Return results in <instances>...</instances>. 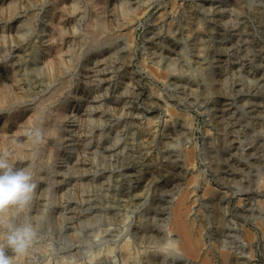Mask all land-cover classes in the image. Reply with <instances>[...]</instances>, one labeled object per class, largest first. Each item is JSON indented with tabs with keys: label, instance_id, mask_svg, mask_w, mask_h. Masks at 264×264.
<instances>
[{
	"label": "bare ground",
	"instance_id": "1",
	"mask_svg": "<svg viewBox=\"0 0 264 264\" xmlns=\"http://www.w3.org/2000/svg\"><path fill=\"white\" fill-rule=\"evenodd\" d=\"M141 1L144 2L143 5L146 7V9H148V7L150 9V5H151L152 0H0V60L1 59L6 60L11 55H13L12 51L10 50L9 47L13 46V44H15V46L17 47V50L14 52L16 54H15V56H13L12 66L13 65L16 66L17 63H19L18 65L28 64V66H29V63H30V67L34 66L33 68H31V69H33V72H34L35 66H37V65L40 66L39 64L42 63V65L40 66L42 77L40 76L41 74H39V72H37V73L41 78L37 77V79H36V77L34 78V76H33L34 81H35V82L34 81L33 82H34V84L36 83V85H37L35 91L41 90V88H44V90L47 91V88H50L54 82L55 83L57 82V80L59 81V78L66 76L65 74H67V73L71 74L72 71H74V70H75V72L77 71V73L75 75L74 74L72 75L73 77L69 76L70 79L67 78V81L64 80L63 84H61L62 86H60L61 88L58 87L60 89L57 88V90L54 93H52L50 96L44 97L43 102L36 105V102L40 101V100H37L35 102V106L32 105V108L31 109L29 108L30 110H27L28 108L24 109L25 107H23V106H25V104L28 105L27 103H29L30 101L33 102L36 95H39V94L41 95V91H37V92H35L33 90L28 91V89L23 87L24 86L23 84H22L23 86H21L20 85L21 83H20L19 85H17V87L15 84L14 93L12 94V92L10 91V86L8 84L7 69L5 68L6 63L4 65L0 66V112H2L4 110L8 111L4 117L3 123L0 124V155H2L5 152H10L11 153L10 162L14 165L16 160H21L19 168H27V169H29V168L27 167V165H25L24 162L26 160L32 161L35 158V156L39 152H42L43 150L49 151L51 158L55 157V158L63 159L66 162H69L70 159H72V155L74 154L73 151L75 150V147L74 146L71 147V145H69L70 147H65L64 150H62V148L60 146L75 140L73 138L71 132L68 129V127H70L69 124L71 122H75V119L79 115V113L75 114V112L77 111V109L80 106H82L83 98L88 99V100L90 98L88 93L85 94L84 91H83V93H77V90L81 86L84 89H86V91L88 89L90 90L92 83H96L99 86V88L101 89L100 91H101L102 95L100 94V95L92 96L93 99L91 98L92 100L89 103V108H90L89 112L92 111L91 112V114H92L94 112V110H96V112L99 110L97 112V114L95 113V115H98V117H96V118H97V120L99 119L98 121L100 123H103L106 120V117L110 118L111 115L117 116L118 117L117 120H119L117 125L115 124V126H110L111 129L109 130L108 133H107V131H102L103 129L101 130L100 133L98 132V134H96L95 130H92V129L89 130V132L93 133V135L95 137L97 136V138H95V144L93 142L94 146L90 147L91 151H89L91 154L90 156H93V158H94L93 161L95 159L99 158L101 161H103L105 163H109V166H110V164L113 166L114 171L112 170L111 175L110 176L108 175L109 176L108 180H105L106 182H108L107 184H109V182H110V185H111V181H113V182H116V180L118 181V179H116V178H119V177L121 178L122 176L125 177L127 182L124 184H126V186H128L127 187L128 189L127 188H125V189L128 190V193H132L134 199H132V201H130V202H132L134 205L137 204V202H136L137 199H139V202H140L141 200H143V198H145L146 192H149L151 190V188L155 182H156L155 184H157V186L156 187L153 186V187H155L154 189L157 188L155 191H157L158 194L161 192L160 197H162L165 194V192H169L171 194V192H173L176 189L175 187H178V184L181 182V180H183L185 178V177H183V175H185V173H186L185 172V165L194 166L195 161L198 157V150L197 151L192 150V152H187L186 158H184V155L181 154L180 152L175 151V149L178 148L180 146L179 144L182 142L181 139H182V136H184L183 134L188 132V131L183 132L184 129L186 130L185 127L187 125H188V128H189V126L192 127L193 124L191 123V121H193V118L188 119L186 116L182 117V115H180L179 113H177L175 111H172L169 108V109H167V111L170 112L171 120H168V119L166 120V122L163 124L164 129L162 128L163 130L162 131L160 130L161 133H160V131H158L159 126L157 124V121L160 118L161 113L158 114L157 112H152L151 110L158 111L160 108L164 109V107H166V104H164L165 101H161V99L164 96L162 97V95H161L162 92H160L161 90H157V87H154L155 82H152L149 78L147 79V78L143 77V75H142L143 70L142 71H135V69H131L132 68L131 65L134 63V59L136 57L137 49L135 50L132 47L133 41H135V39L132 40L130 38L131 41H127L129 39H126L127 36H126V33H124L125 30L132 29L133 26L135 25V20L138 19L137 17L139 16V13L135 14V9H133L134 8L133 6H134V4L138 5L139 3H141ZM236 1H238V0H236ZM85 2L89 3V5L86 6ZM174 2H175V0H173L172 3H174ZM232 2H233V0H232ZM239 2L240 1H238L237 3H234L235 4L234 7H232V6L231 7L234 8V10L237 11L239 14H242L241 13L242 12V9H241L242 4H240ZM259 2H261V1H259ZM49 3H51V6L47 7V5ZM175 3L177 4V1ZM5 5H6V8H5ZM178 5L179 4H177V5L173 4L174 9L172 10V8L170 7V12L172 10V12L176 14L177 10H179ZM192 6H193V4H192ZM145 7H143V8H145ZM165 7H167V6L165 5ZM186 7H188V6H186ZM206 7H208V6H206ZM131 8H132V10L129 11ZM183 8H184V5H183ZM193 8H194V6H193ZM193 8H190V10L184 8L185 9L184 12H186V14H184L185 17L183 16L185 18V19L183 18L184 20L175 15L176 18L181 19V20L180 19L177 20L178 24L180 25V27H179L180 29L187 28V31H188V29L191 28V24H195V22H197L195 20L198 19L197 12H199V11H196ZM5 9H8L7 12L9 11L10 20H15L17 22V24H19V25H16V27L14 25V27H13L4 21L3 13L5 12ZM30 9H32V10L27 11ZM42 9L45 10L44 14H41ZM198 10H199V8H198ZM208 10L213 12V10H214L213 6H210ZM225 10H226L225 8H220L219 10H214V11H216L217 13H220V14L221 13L224 14ZM162 11L163 12L159 13L160 16H158L157 17L158 19L155 21L161 20V22H163L165 20V18L168 16L167 12L165 10H162ZM205 11H202V12H205ZM229 11L231 12V10H229ZM27 12H29V14L30 13H32V14L29 15L28 19H25V13H27ZM143 12H142V14H143ZM147 12H148V10H147ZM202 12H200V13H202ZM209 14H211V13H209ZM239 14H237V15L239 16ZM244 14H245V12L242 15L244 16ZM205 15H207L206 12H205ZM46 18H48L47 21H45ZM200 18L201 17H199V19ZM211 18L214 19V17H211ZM201 19L203 20V18H201ZM216 19H217V17H216ZM241 19H243V17ZM41 20H43V23H41L42 26L40 27V29H41L40 32L38 31L39 32L38 35H36L33 38L27 37V33H30L29 32L30 27L33 28V26H34V25L32 26L31 24H29V22L32 24H36L37 22H39ZM175 20L170 21L171 23L173 22V24L170 25L168 30L166 29L167 30V36L166 35L164 36L162 34V33H164L163 32L164 31L163 25L161 27H154L156 29H154L153 27L149 28L150 32H149V34L145 35L146 41H143V47L141 48L142 49V57H143L142 65L144 66L145 62L150 60V61H153L158 66H163L162 67L163 70L166 69L165 75H164V73L157 74L156 72H158V71H156L154 69L156 71L155 72L154 70H152V68H151V75H157L156 77L158 78L159 82H160V80H163V81L168 80L166 84H168L172 88L174 87L175 89H182L183 90L182 94L185 93L186 88L187 89L189 88V90L191 91L190 94L196 93V96L199 93H201V91L202 92L215 91L218 95L220 94L222 97L220 103L221 104L227 103L229 101V98L222 96V91H223V87H225L224 85H226V82L228 80L226 78V76L229 74H227V75H225V74L221 75L220 74V75L215 76L216 71L215 72L211 71V69L209 67L211 65H209L208 66L209 68H206V69L202 68L203 63L201 66H199L201 64V60L198 63L195 61L197 66L193 68V66H195L193 64V61H192L193 55L192 56L189 55L188 58H185V55H187V54H185V51L188 52V50L186 49L187 46L186 47L184 46V48L181 49L180 48V47H182L181 43H180V45H178L179 41H181V37H177L179 35V34L178 35L176 34L177 29H173V27H172V25H174ZM185 20H186V23L184 24ZM26 21H28L27 23L30 25L29 29H26V27H25ZM239 21H241L240 18H239ZM161 22H160V25H161ZM242 23H243V21H242ZM202 24L199 23L198 27H202V26H199ZM205 24L206 23H204V26H205ZM218 24H219V22H218ZM222 24H224V23H222ZM176 28H178V27L176 26ZM216 28H215V30H217ZM212 29L210 26L209 30H212ZM196 30H198V29H196ZM219 30L220 29H218V31ZM15 31H18L17 32L18 34L17 33L15 34L14 33ZM182 31H184V30H181L178 32L182 33ZM205 31H206V29H205ZM184 33L185 32H183V34ZM187 34H189V33L187 32L183 36H187ZM190 34H193V33H190ZM195 34H197V33H195ZM200 34H201V32H200ZM200 34H199V36H200ZM130 36L132 38L134 37V34H132V31H130ZM186 38H188V37H185V39ZM185 39H184V41H185ZM191 39H193V38H191ZM254 39H255V37H254ZM198 40L200 41V39H198ZM224 40L225 39H223V41ZM257 41H258V39H257ZM190 42H192V40ZM186 44L187 43H185V45ZM106 45L107 46L109 45L110 48L109 49L105 48ZM223 45H224V43H223ZM260 45H262V44H260ZM227 46H225V47L229 48L231 45H229V47H227ZM233 47H234V45H233ZM7 48H9V49H7ZM3 50H4V53H3ZM203 51H205V50H203ZM203 51L201 52V54L203 53ZM260 53H261L260 56L264 55L263 45L261 46ZM188 54H189V52H188ZM199 54H200V52H199ZM234 54H236V52ZM174 55H177L178 58L177 59L174 58L173 57ZM190 57H191V59H190ZM229 57H231V56H229ZM240 57H241V54H240ZM122 59H124V62H126L128 65H126L124 69H122L123 67L120 68L121 65H118L122 72L118 71L119 72L117 74L118 76H115V74H116L115 71L118 69L113 70L114 69L113 66H116V65H114L116 63V60L121 61ZM222 59L224 60V58H222ZM186 60H187L189 66H186L183 63ZM218 60H220V59L218 58ZM237 60H238V58H237ZM202 62H204V61H202ZM207 63H209V60ZM263 64H264V56L261 58V67L264 66ZM241 65H243V64H241ZM91 66H93V67H91ZM243 66H245V65H243ZM146 67L148 68V66H146ZM223 67H224V65H223ZM40 68H37L38 69L37 71H39ZM108 68L112 69V71L109 72ZM142 68H144V67H142ZM22 69H23V67H22ZM22 69H21V71H22ZM26 69L28 71L29 67ZM256 69H255V71H256ZM192 70L197 71V73H198V70H200L199 74L201 73V77L203 76V78H204L206 76L204 80L201 79L203 81L202 83H201L200 79L195 78L192 75V73H191ZM201 70H204L206 72L204 74H202L203 71H201ZM189 71H190V73L187 75L186 73ZM107 72H109V73H107ZM207 73H208V75H207ZM224 73H226V72L224 71ZM253 73H254L253 78H256V80H257L258 84H260V86L261 85L263 86L264 85V70H257L256 74H255V72H253ZM30 74H31V72H30ZM186 75L188 77H190V79L188 77L185 78ZM19 76H21V75L18 74L17 78H19ZM84 76H86V78H88V79H85ZM22 77H25V76H21V78ZM30 77H32V76H30ZM76 77H78V78H76ZM80 77H82V78H80ZM150 77H153V76H150ZM192 78H194V79L192 80ZM15 79H16V77H15ZM185 79H186V81H185ZM28 80L24 79V81H28ZM62 80H63V78H62ZM158 80H155V81H158ZM80 81H82V83ZM163 81H161L162 84H164ZM182 82H184V83H182ZM26 83H25V85H26ZM28 84H31V83L28 82ZM34 84H32V87L34 86ZM167 86H165L164 88H166ZM243 86H245V85H243ZM96 88H98V87H96ZM99 88H98V91H99ZM244 88L245 87H243V89ZM246 88L248 89V87H246ZM260 89H261V87L258 88L259 92L261 94L264 93V91H263L264 89L263 90L262 89L260 90ZM242 90L240 89L239 91H242ZM45 91L42 93L44 94ZM248 91H249V89H248ZM49 92H51V91H49ZM168 92H166V93H168ZM80 95H81V97H80ZM184 96H185V94H184ZM188 96H187V98H188ZM196 96H194L196 99L193 98L190 100H192V101L197 100ZM42 97L40 96V98H42ZM170 98H171V96H170ZM260 99H262V98H260ZM162 100H164V99H162ZM260 101H263V102H260ZM260 101H259L260 102L259 105L260 106L263 105V107H260V108H262L261 110H263L264 100H260ZM194 103H196V102H194ZM254 104H256V103H254ZM259 105L257 104V106H259ZM70 106L75 107L76 110H74V111L70 110L69 109ZM86 107H87V105H86ZM145 108H147V110L151 109L150 115L143 112V109H145ZM223 109H225V108L223 107ZM255 111H257V110H255ZM258 112H260V111H258ZM223 113H224V111H223ZM141 114H143V117H145V118L147 117V120H145V122H143L140 119V121L135 122L138 117L142 116ZM227 115H224V116L226 117ZM259 115H260V113H259ZM91 116H93V115H91ZM230 117H232V116H230ZM86 119L88 120V119H90V117H87ZM92 119H93V117H92ZM78 120L80 121V117ZM92 121H90V122H92ZM108 121H109V119H108ZM222 121L216 120V122H214V124H216L214 126V129H216L218 131V134H216L217 139H218V141H217L218 144H216L214 141V138H211V137L209 139L211 141V143L208 144L209 141L206 138L205 142H204L205 145H204V147L200 148L199 153L201 151V153H200L201 157L206 158V159L207 158L210 159V162L212 163L213 170L216 173V175H214V177L215 178L217 177V179L221 181V183H219V184H220V186H222V188H226L228 185V181L230 179H232L230 181L235 182L236 179H238V178L234 177L233 175L231 176V174L229 175L228 172L225 170V168L222 166V163L220 164L221 160L228 161L230 159V157L232 155L231 154L232 151L230 152L231 155H229L228 151L230 149H228L227 146H228L229 141L232 142V140L234 138L233 137L232 140H230V139L228 140V138H230V137L227 136V134H226L227 129L225 130L223 128ZM106 122L107 121H105V123ZM211 122H213V121H211ZM211 125H213V124H211ZM227 125H229V124H227ZM99 127L101 129V127H102L101 124ZM93 128H95V127H93ZM105 128H107V127H105ZM189 129L191 130V128H189ZM105 130H107V129H105ZM82 131H83V129H82ZM230 131L232 132L234 130H230ZM85 132H86V129H85ZM209 132H210V130L208 131V133ZM220 132H224V133L221 135ZM82 133L83 132H81V134ZM90 133H88V134H90ZM234 133H235V131H234ZM240 133H242V132H240ZM41 134L44 136L50 135L51 136L50 141L49 142H48V140L44 141L43 137H41ZM187 135H189V137L186 138V140L189 139L192 141L193 136H194L193 131L192 132L189 131ZM187 135L185 137H187ZM107 136H108V138L105 140V138ZM84 137H86V136H84ZM91 137H92V135H91ZM238 137H239V135H238ZM235 139H238V138L236 137ZM235 139L233 141H235ZM90 140H91V138H90ZM93 140H94V138H93ZM107 140H109L110 145L107 144L108 143ZM131 140H133V141H131ZM86 141L84 142V144L86 143ZM131 142H135V143L131 144ZM90 143H91V141H90ZM105 143L108 146L106 148L107 149L110 148L112 150V154H111L112 159L109 160V162H107L108 160H106V159L110 158V154H109V156L107 155L105 157L106 151L104 150L105 152H102V153H104V156L101 153V151H103V149L105 148L103 146V145H105ZM135 144L140 149V152L141 151L144 152L143 156L142 157L140 156L142 163H140L141 164L140 166L135 165V166H132L131 169L127 168L126 170L124 169L122 171L123 167H125L126 165L128 166L127 162L133 158L131 154H133L134 149L136 148ZM83 147L85 149V145H83ZM155 147L157 148V150H156L157 152L155 154H153L152 150H154ZM229 147L231 148V145ZM241 147H242V145H241ZM234 148H236V150H237L234 154L237 155L240 151V147L237 146ZM84 149H83V152L85 153ZM256 151H257V149H256ZM137 152H138V149H137ZM80 154H82L81 150H80ZM134 154H136V152H134ZM178 154L180 155V158H183V160H184L182 162V164H181V162H180V164H177L176 161L173 162L174 157H176V159L179 158V157H177ZM249 154L253 155L251 152ZM249 154H247V155H249ZM85 155H89V153L85 154ZM140 155H142V154L140 153ZM160 156H162L163 158H166V160H170V162L169 161H168V163H163V161H162V163L159 162V161H161V160H159ZM83 157H82V159H83ZM58 161H60V160H57V162ZM136 161H137V159H136ZM177 161H178V159H177ZM80 162H83V161H80ZM74 163L75 162H73V166H76L75 164L77 162L75 164ZM83 163L81 164V166H84ZM95 163L96 162H94L93 164H95ZM101 163L102 162H100V165H101ZM105 163H104V165H105ZM155 163H158V165L160 167L158 166V168L155 169ZM97 164H98V162H97ZM68 166H69V164H67V167ZM96 166L98 167V165H95V167ZM109 166L105 165L106 168ZM129 166H131V165L129 164ZM67 167H66V169H67ZM102 167H104V166L102 165ZM52 168L54 169V167H52ZM74 168L71 167V170H74ZM87 168H89V167H87ZM87 168H86V170H87ZM90 168H91V166H90ZM63 169L55 167L54 171H52L53 172L52 177L51 178L48 177L49 179H47L46 178L47 176H46L44 178L45 183H43V181H41V179L43 178V177H41V172L39 174L37 173V178L34 177L36 187L34 190L33 199L31 200L29 205L31 206L32 204H34V201H36L35 200L36 196L41 198V200L39 199V202H41L40 205L38 206V204H36L38 206V209L37 208L36 209L39 210V211H37V214H39L41 216V218L47 216L48 214H49V217L52 218V215L54 213V212L52 213V211L54 208L52 207L53 209H50L51 211L47 210V213H46V211L43 213L44 210H43V208L41 209V207H43L44 205H46L48 203V201H47V203L45 204V197H44V195L47 193H49V195L52 198V199H50V202L51 203L56 202V200H57L56 196H57L58 192H56V190H55L56 185L54 186V183L55 184L58 183L57 182V180H59L58 175L59 174L61 175V172L64 171V172H62L64 179H66L67 175L70 176V173H69L70 167H69V169L66 170V172ZM79 169L80 168H78L77 171H79ZM115 169H118L119 172L118 173L115 172ZM92 170L93 169H91V171ZM97 170L98 169H96V171ZM107 170H109V169H107ZM99 171L101 172V170H99ZM99 171H97V172L99 173ZM242 171H245V170H242ZM67 172L69 174H67ZM74 172H72L73 175H74ZM88 172H87V174H89ZM82 173L84 174L83 169H82ZM103 173H105V172H103ZM90 174L92 175L93 173H90ZM79 175H80V173H79ZM93 175H95V174H93ZM83 176H85V175H83ZM83 176L81 175L80 177L83 178ZM100 177L98 176V178H100ZM82 178H80V180ZM91 178H93V176H91ZM125 178H123L124 182H125V180H124ZM85 180H88V179H85ZM84 181L82 182V180H81L80 182L84 183ZM90 181H92V180H90ZM103 181H104V178H103ZM61 182H62V179H61ZM64 182H66V181H64ZM96 182H93V183H96ZM106 182H105V185H106ZM119 182H120V180H119ZM134 182H136V184L139 185L138 188H135L133 186ZM254 182H257L256 183L257 185L254 184V185H256L255 187H257L259 185L261 187V189L264 188V177H262V176H261V178H259V181H256L255 179L253 182L249 181L246 184V187H247V185L248 186L252 185V183H254ZM112 184H114V183H112ZM238 184L244 185L243 181H242V183L238 182ZM96 185H97V183H96ZM101 185H100V187L98 186V188H101L102 187ZM105 185H103V186H105ZM110 185H109V188L112 187V186L110 187ZM120 185H121V183H120ZM123 186H125V185H123ZM259 186H258V188H259ZM44 187H46V188H44ZM87 187H89V186H86V188ZM107 187H108V185H107ZM117 187H119V184H117ZM167 187H169L170 189L169 188L166 189ZM251 187L253 188L254 186H251ZM244 188H245V186H244ZM244 188H243V190H244ZM254 188H253V190H254ZM246 189L248 190V187ZM139 190H142V191H139ZM247 190H245V191H247ZM206 191H208V193L210 194V196H209L206 193L208 195V197H210V198H208L209 201L206 204L205 203L204 204H205V206L207 205L206 207H208L209 210H211L212 215L210 218H207V217L203 216L202 214H200L202 218L199 216L201 218V219L199 218L200 219L199 223H198V220H197V222H196V220H194L193 222L192 221L190 222L189 214L193 211V208H192V206H189V204H188L189 203V201H188L189 195H187L188 194V191H187V194L186 193H185L186 195L183 194V197L179 201L178 206H177L178 208L176 207V209H175L176 210V212H175L176 216H174L175 221H174V224L172 225L173 226L172 228L165 229L166 226L160 227V225H157V223L161 222V221L157 220V218L154 217V219L156 218V220L158 221L157 223L152 218L148 219V221L146 223L142 222V220H141L140 227L136 228V231H134L135 228L133 225L131 226L128 224V228L126 229L125 235L126 234H127V236L133 235L134 238L136 239V241H141L142 243H149V244L153 245L154 248H156V249L158 248L157 250H159V251L160 250H169L168 254H166V251H165V253H161L157 250H155L154 252L151 251L152 255L150 252L149 253V260H148V262L150 261L151 264H159V263H161V261L163 262L167 258L169 259V255H173L174 261L172 259H171V261H173V262L176 261V263L179 262L180 264H195L194 263L195 261L193 262V260H198L200 258H203V259L205 258L204 260L202 259L204 261V262L202 261L203 264H215L212 260L214 258L212 257L210 252L205 253L207 255L205 257H203L204 253H202V250L204 247V241H203L202 237H203V232L205 231V227L209 226L210 223L212 224V221L214 220L215 223L218 225V227L216 225V227H217L216 233L217 234L218 233L223 234L224 230L227 229L226 227L229 225H232L231 221L227 217V212H229L231 214L230 216H232L233 219L238 218V219L245 220V222H246V220L252 216L251 212L254 211L255 206H254L253 202L251 203V199L249 200L250 203H249V201H246V202H248V204L245 203L244 200L240 199L238 201L239 207L237 208V210H234L232 205H231V201L233 199L229 198L227 200L226 194L221 193L215 189H211L210 187H209V190H206ZM263 192H264V190H263ZM155 196H156V194H155ZM58 197H60V196H58ZM62 197H63V195H62ZM154 198L156 199V197H154ZM159 201L160 200H158V202ZM168 201L169 200H167V202ZM130 202L128 200V202L123 204V206L124 205L128 206ZM260 203L261 202H259V205H260ZM262 203H264V202H262ZM160 204H161V202L156 203L154 205L156 212L161 208H162V212L166 210V208L161 207L162 204L161 205ZM227 204H228V206H227ZM262 205H264V204H261V206ZM44 207L46 208V206H44ZM262 207H264V206H262ZM262 207H260V208H262ZM90 208L88 210H90ZM152 209H153V207H152ZM155 209H153V210L155 211ZM34 210H35V208H34ZM40 210H43V211H40ZM258 210H259V207H258ZM154 211H152V212H154ZM255 211H257V209ZM262 211L264 212V210H262ZM255 214H260V213L256 212ZM249 215H251V216L249 217ZM66 216L67 215H65V217ZM34 218H36V217H34ZM252 218L253 217H251V219ZM36 219H38V218H36ZM251 219H249L248 221H250ZM149 221H150V224L156 223V224H153V226L157 225V227L155 226V228H158V226H159V228H160L159 232H151V231L148 232V230H150V228L147 229ZM38 222H40V221H38ZM263 222H264V220H262V222L258 223V225L260 226V228H262V230L264 232ZM35 223H36V221H35ZM196 223H198V225H197V227L199 226L198 228H196V226H195ZM162 224L164 225L165 223H162ZM232 229H233V227H232ZM214 230H215V228H214ZM173 232H178L179 234H181L182 239L178 240L177 238L173 237L174 236V235H172ZM231 233L232 232L230 231L229 234H231ZM234 234H233V236H235ZM238 234H237V236H238ZM262 234L264 235V233H262ZM245 235H244L246 237L245 239L248 241L247 243L252 247V245L254 244V241L256 239V235L254 233H252V231L250 232L248 230H247V233ZM221 239H222V237H221ZM222 240H224V239H222ZM224 241H222V243ZM225 242H227V241H225ZM220 243L221 242H219V244ZM132 246H133V242L130 240V238H125L121 243H119V247L121 250V257L120 258H122L121 260L124 264H130V262H131L130 259L133 258ZM253 248L254 247H252L251 249H252V252L254 253ZM108 249L110 251L113 249V252H115V249H117V246H115V247L109 246ZM222 249L225 250L226 249L225 246ZM98 252L99 251H97L96 255H94V254H93V256L91 255L92 257H90V258H92V260H94L97 256H99L101 254V252L100 253H98ZM220 252L222 253L221 259L223 258L222 259L223 264H247V263L249 264V262H250V261L248 262V260H247V259H250V256H245V258L243 257L244 260H242V257L240 258L239 256L233 254L231 259L229 260V253L228 252H224V251L223 252L220 251ZM263 252L261 250V253H263ZM211 253H212V250H211ZM221 253H220V255H221ZM233 253H234V251H233ZM9 255H12V254L10 253ZM250 255L252 256L254 254L251 253ZM261 255H259V256H261ZM12 256H13L12 264H28L27 261L29 262L28 259H30V258H28V259L26 258L27 259L26 260L24 258L25 255H21L17 258V260H15L16 259L14 257L15 255H12ZM230 256H231V254H230ZM26 257H28L27 254H26ZM246 257H249V258H246ZM190 258H193V260L190 261ZM261 261L264 264V258L263 257H262ZM48 262L50 263L51 261H48ZM90 262H92V261H90ZM166 262H167V260H166ZM161 264H164V263H161Z\"/></svg>",
	"mask_w": 264,
	"mask_h": 264
},
{
	"label": "rangeland",
	"instance_id": "2",
	"mask_svg": "<svg viewBox=\"0 0 264 264\" xmlns=\"http://www.w3.org/2000/svg\"><path fill=\"white\" fill-rule=\"evenodd\" d=\"M176 1H177V4H179L178 5L179 10H177V13L175 14L172 12V10L174 9L173 4L177 5L175 3ZM238 1H240L239 3L242 4V8H241L242 12L241 13L243 14L245 12L244 16L242 14H239L237 11L234 10V8H232L235 5L234 3H237ZM238 1L233 0V2H232V0H175V2L172 3L173 0H152L151 1L152 6L150 5V9H149V7H148V9H146V7L143 5L144 4L143 1H141V3L143 2L142 4L141 3H139L138 5L134 4V6H133L134 8L133 7L132 8L135 9V14L139 13V16L137 17L138 19L135 20V25L133 26L132 29L125 30V32H124V33H126V36H127L126 39H129L127 41H131V39L132 40L135 39V41H133V45L134 44L135 45L134 46L132 45V47L135 50L137 49L136 57L134 59V63L131 65L132 66L131 69H135V71H142L143 70L142 71L143 77L147 78V79L149 78L152 82H155L154 87H157V90H161L160 91V92H162L161 95H162V97L164 96L162 98L164 100L161 99V101H165V103L164 102L163 103L166 104V107H164V109L160 108L161 110L159 109L158 111H156V110H151V109L147 110V108H145V109H143V112H145L148 115L151 114V111L157 112L158 114L161 113L160 118L157 121V124L159 126L158 131H160V130L162 131L164 129L163 124L166 122L167 119L171 120L170 112L167 111V109H169V108L172 111H175V112L179 113L180 115H182V117L186 116L188 119L193 118V121H191V123L193 125H192V127L189 126V128H191V130L188 128V125H187L185 127L186 130L184 129V131H183V132H187V131L192 132L193 131V135H194L193 140L192 141L189 139L186 140V138H188L189 135H187L188 132L184 133L183 134L184 136H182V139H181L182 142L179 144L180 146L175 149V151L180 152L181 154L184 155V158H186L187 152H192V150H196V151L198 150V157L195 161V165L194 166L185 165V172L186 173H185V175H183V177H185V178L183 180H181V182L178 184V187H175L176 189L173 192H171V194L169 192H165V194L163 193L164 195L162 197H160L161 192L158 194V192L155 191L157 188L154 189L157 186V184H155L156 183L155 182L153 184V186H155V187L152 186L151 190L149 192H146L145 198H143V200H141L140 202H139V199H137L136 200L137 204L134 205L132 202H130V201H132V199H134V197H133L132 193H128V190H127L128 186H126V184H124L127 182L126 178L122 176L121 178L120 177L116 178V179H118V181L116 180V182L111 181V185H110V182H109V184H107L108 182H106L105 180H108V177L111 175L112 170L114 171L113 166L111 164L109 166V163H105V162L101 161L99 158L98 159L100 161L98 159H95L93 161L94 158H93V156H90L91 154L89 152V151H91L90 147H93L95 144V138H97V136L95 137L93 135V133L89 132V130L90 129L95 130L96 134H98V132L100 133L101 130L103 129L102 131H107V133H108L109 130L111 129L110 126H115V124L116 125L118 124V121H119V120H117L118 117L115 115H111L110 118L106 117V120L104 119L108 123L107 122L105 123V121L103 123H100L98 121L99 119L97 120V118H96V117H98V115H95V113L97 114V112L99 110L97 112H96V110H94V112L91 114L92 111L89 112L90 111L89 103L93 99L92 96L100 95V94L102 95V93L100 91L101 89L99 88V86L96 83H92L91 89L90 90L88 89L87 91H86V89H84L81 86L77 90V93H83V91H84L85 94L88 93L90 98H89V100L83 98L82 106H80L77 109V111L75 112V114L79 113L77 118L79 119V117H80V121L76 118L75 122H71L69 124L70 127H68V129L71 132V134L75 140L60 146L62 148V150H64L65 147H70L69 145H71V147L72 146L75 147V150L73 151L74 154L72 155L73 160L70 159L69 162H66L63 159H59V158H55V157L51 158L49 151L43 150L42 152H39L32 161L26 160L27 162L26 161L24 162L25 165H27V167L30 169V171H32L34 173L35 178H37V173L39 174L41 172V177H43L41 179V181H43V183H45L44 178L46 176H47L46 177L47 179L52 177V173H53L52 171H54L55 167L62 168V169L64 168L63 170H65V172L70 167V172H69L70 176L67 175L66 179H64V177L62 175V172H64V171L61 170L62 171L61 175L60 174L58 175V178H59V180H57L58 185L54 183V186L56 185L55 190H56V192H58L57 196H56V199H57L56 202H54V203L50 202V199H52V198L49 195V193L44 195L45 204L48 201V203H47L48 205L47 204L44 205V206H46L47 209L42 205L43 207H41V209L43 208L44 211L43 210H40V211H43V213L46 211V213H47V210L51 211L50 209L54 208L52 211V213L54 212L52 215V218L49 217V214H48L47 216L43 217L44 218L43 219V218H41V216L39 214H37V211H39V210H37L38 206L41 203V202H39V199L41 200V198L37 197V196L35 199L36 201H34V204H32L31 206L28 205L23 210L21 215L19 217H17V219L20 222H23L24 219L30 220L31 223L33 224L34 228H35V231H36V237L34 238L32 246L30 247V249L26 253L28 255V257H26V254H24L25 259L26 258L31 259V260L28 259L29 260V262L27 261L28 264H57V263L58 264H60V263L61 264H124L121 260L122 258H120L121 257V250L119 247V243H121L125 238H130V240L133 242V246H132L133 258L130 259L131 260L130 264H151L150 261L148 262L149 253L151 251L154 252L158 248L157 249L154 248V246L149 244V243H142L141 241H136V239L134 238L133 235H130V236H127V234L125 235L126 229L128 228V224L131 226L133 225L135 228L134 231H136V228L140 227L141 220H142V222L146 223L148 221V219H150V218L154 219V217H156L157 220L161 221V222H158L155 218L154 219L155 222L156 223L158 222L157 225H160V227L166 226L167 228L165 227V229L172 228L173 227L172 225L174 224V221H175L174 216H176L175 215V212H176L175 209L178 206L179 201L183 197V194H185V193L187 194V191H188L187 195H189L188 196L189 197V200H188L189 203L188 204H189V206H192V208H193V211L189 214L190 222L191 221L193 222L194 220H196V222H197V220H198V223H199V220L202 218L200 214H202L203 216H205L207 218H210L212 215L211 210H209V208L206 207L207 205L205 206V204L209 201L208 198H210V197H208V195L210 196V194L208 193V191H206V190H209V187L211 189H215L221 193L226 194L227 200L229 198L233 199L231 201V205H232L234 210H237V208L239 207L238 201L240 199L244 200V202L247 204H248V202H246V201H249L251 199V203L252 202L254 203L255 209H254V211L251 212L252 216L249 215V217L251 216L253 218L251 219V217H250L249 219H251V220L248 221L249 219H247L246 222H245V220L238 219V218L233 219L232 216H230L231 214L229 212H227V217L231 221L232 225L227 226L226 227L227 229L224 230L223 234L218 233L219 234L218 235L216 233V229H217L218 225L213 220L214 222L212 221V224L210 223L209 226H206L205 231L203 232L202 239L204 241V247H203L202 253L205 254L207 252L208 253L210 252L212 257L214 258L212 260L215 264H223L222 263L223 258L221 259L222 253L220 251L228 252L229 253V260L231 259L232 255L234 254V255L239 256L240 258L242 257V260H244L245 256H250V259H247L248 262L250 261L249 264H263L261 259H262V257L264 258V252H263L264 251V235L262 234L264 232H263L262 228H260L258 223H260V222H262V220H264V212L262 211V210H264V207H262L264 205L261 206V204H264V203H262V202H264V192H263L264 188L261 189V187L259 185H258L259 188H258V186L255 187L257 185L256 184L257 182H254L250 186L247 185V187H248V190H247L246 184L249 181L253 182L254 179L256 181H259V178H261V176L264 177V108H263V110H261L262 108H260V107H263V105L262 106L259 105L260 102H263L260 100H264V93L261 94L258 90L259 87H261V89L263 90L264 85L260 86V84H258L256 78H253L254 77L253 72H255V74H256L257 70H264L263 69L264 66H262L263 68L261 67V58L264 55L260 56L261 55V53H260L261 46L263 45V48H264V2H263L264 0L263 1L262 0H238ZM259 1H261V2H259ZM182 4L184 5L185 9L190 10V8H193V6H194L193 9H195L196 11H199V12H197L198 19L196 18L197 20H195L197 22H195V24H191V28L188 29V31H187V28H185V27H184L185 29H180L179 28L180 25L178 24V21H177L180 18L183 19L185 17L184 14H186V12H184L185 9L183 8ZM192 4H193V6H192ZM85 5L86 6L89 5V3L85 2ZM165 5L167 7H165ZM49 6H51V3H49L47 5V7H49ZM186 6H188V7H186ZM206 6H208V7H206ZM210 6H213L214 10H219L220 8H225L226 9L225 12L226 11L227 12L226 13L224 12V14L223 13H221V14L217 13L214 10L212 12V11L208 10ZM143 7H145V8H143ZM170 7L172 8L171 12H170ZM5 8H6V5H5ZM132 8L129 11H131ZM198 8H199V10H198ZM7 10L8 9H5V12L3 13L4 21L13 27H14V25L16 27V25H19V24H17V22L15 20H10L9 11L7 12ZM31 10L32 9L27 10V11H31ZM147 10H148V12H147ZM162 10H165L167 12L168 16L165 18V20L163 22H161V20L155 21L158 19L157 17L160 16L159 13L163 12ZM201 10L202 11L206 10L205 12L207 15H205V12H202ZM229 10H231V12ZM44 11L45 10L42 9L41 14H44ZM142 12H143V14H142ZM200 12H202V13H200ZM27 13H25V19H28L29 15L32 14V13L29 14V12H27ZM209 13H211V14H209ZM237 14H239V16ZM175 15L177 17H180V18H176ZM199 17L203 18V20L201 18L199 19ZM211 17H214V19ZM216 17H217V19H216ZM238 17L240 18L241 21H239ZM242 17H243V19H241ZM172 19L173 20L176 19L175 20L176 22L174 21V25H172V27H173V29H177L176 34L177 35L179 34L177 37H181V41H179L178 45H180V43H181V45H182V47H180L181 49L184 48V46L185 47L187 46L186 49L189 52V54H188V52L185 51L186 49L184 50L185 54H187V55H185V58H188L189 55L190 56L193 55L192 61H193V64L195 65V66H193V68L197 66L196 62L198 63L201 60V64L199 63L200 64L199 66H201L203 63V65H202L203 69L210 67L211 71H214V72L216 71L215 76L220 75V74L221 75L222 74L223 75L229 74V75H227L228 77L226 76V78L228 80L226 82V85H224L225 87H223V91H222V96L229 98V101L227 103L221 104L220 101H221L222 97L220 94L218 95L215 91H209V92H202L201 91V93L198 94L199 96L198 95L196 96V93L190 94L191 91L189 90V88L188 89L186 88L185 93H184L185 96H184V94H182V92H183L182 89H175L174 87L172 88L168 84H166L168 80H164V81L160 80V82H159L158 78L156 77L157 75H151V68H152V70L155 69L156 71H158V72H156L154 70L157 74L164 73V75H165L166 69L163 70V68H162L163 66H158L157 64H155L153 61H150V60L145 62L144 66L142 65L143 57H142V49L141 48L143 47V41H146L145 35L149 34V32H150L149 28L161 27L163 25V27H164L163 32L164 33H162V34L164 36L165 35L167 36V30L169 29L170 25L173 24V22L172 23L170 22V21H173ZM47 20H48V18L45 19V21H47ZM242 21H243V23H242ZM27 22L28 21L25 22L26 29H29V27H30L29 24H31L32 26L34 25L33 26L34 29L32 27H30V30H29L30 33H27V37L33 38L36 35H38V33L40 32V30H41L40 27L42 26L41 23H43V20L37 22L38 24L37 23L32 24L30 22L28 24ZM160 22H161V25H160ZM218 22H219V24H218ZM185 23H186V20L184 21V24ZM199 23L202 24V25H199L202 27H198ZM204 23H206L205 26H204ZM222 23H224V24H222ZM176 26L178 28H176ZM210 26H211V29L213 28L212 30H209ZM215 28L217 30H215ZM154 29H156V28H154ZM196 29H198V30H196ZM205 29H206V31H205ZM218 29H220L221 31L220 30L218 31ZM181 30H184V31H182V33L178 32ZM130 31H132V34H134L133 38L130 36ZM186 31L189 34L190 33H193V34H190V35L187 34V36H183L187 33ZM17 32L18 31H15L14 33L16 34ZM183 32H185V33L183 34ZM200 32H201V34H200ZM195 33H197V34L199 33L200 36H199V34L197 35ZM185 37H188V38H186L187 40L185 39ZM190 37L193 39H191ZM254 37H255V39H254ZM184 39H185V41H184ZM190 39L192 40V42H190L191 41ZM196 39L197 40L200 39V41L198 40L199 41L198 42ZM223 39H225V40L223 41ZM257 39H258V41H257ZM259 39L260 40L262 39V40L260 41ZM185 43H187L188 45L187 44L185 45ZM223 43L225 46L228 45L227 47H229V45H231V46L229 48H226L223 45ZM232 44L234 45V47ZM260 44H262V45H260ZM9 48L12 51L13 55H11L6 60L1 59L0 60V66L4 65L6 63L5 68L7 69L8 84L10 86V91L13 94L14 89H15V84L17 87V85H19L20 83H21L20 85L21 86L24 85L23 87L28 89V91L29 90L35 91L37 85H36V83L34 84V82H35L34 78L36 77V79H37V77L38 78L40 76L42 77L41 68H40L42 63L39 64L40 66H38V65L35 66L36 69L34 68V72H33V69H31L34 66L30 67V63H29V66H28V64L18 65L19 63H17L16 66H14V65L12 66L13 56H15V54H16L14 52L17 50V47L15 46V44H13V46H10ZM9 48H7V49H9ZM105 48L109 49L110 47H109V45L108 46L106 45ZM203 50H205V51H203ZM202 51H203V53L201 54ZM199 52H200V54H199ZM235 52H236V54H234ZM3 53H4V50H3ZM240 54H241V57H240ZM229 56H231V57H229ZM173 57L176 59L178 58L177 55H174ZM218 58L220 60H218ZM222 58H224V60ZM237 58H238V60H237ZM190 59H191V57H190ZM208 60H209V63H207ZM202 61H204V62H202ZM116 63L114 64L116 66H113V68H114L113 70L118 69L115 71V73H116L115 76H118L117 75L119 73L118 71L122 72L120 68L123 67L122 69H124L125 66L128 64L126 62H124V59H122L121 61L116 60ZM183 63L186 66H189L187 60L184 61ZM241 64H243L245 66H243ZM118 65H121L120 68ZM209 65H211V66H209ZM223 65H224V67H223ZM21 66L23 67V69ZM146 66H148V68ZM28 67H29V69L27 71L26 68H28ZM91 67H93V66H91ZM142 67H144L145 69ZM37 68H40L39 71H37L38 70ZM21 69H22V71H21ZM255 69H256V71H255ZM193 70L191 72L192 75L195 78L200 79V81L202 83L203 82L202 80H204L206 76L203 78V76L201 77V73L199 74L200 70H198V73H197V71H193ZM111 71H112V69H109V72H111ZM201 71H203L202 74H204L206 72L204 70H201ZM224 71L226 73H224ZM30 72H31V74H30ZM37 72H39V74H41V75L39 76ZM109 72H107V73H109ZM76 73H77V71L75 72V70H74V71H72L71 74L67 73V74H65L66 76L63 75L64 77L59 78V81L57 80L56 83L54 82L50 88H47V91H45L44 88H41V90H37V91H41V95L40 94L36 95L33 102L30 101L29 103H27L28 105L25 104V106H23V107H25L24 109L28 108L27 110H30L32 108V105L35 106V102L37 100H40V101L36 102V105L43 102L44 97L50 96L52 93H54L57 90L58 87L62 86L61 84H63L64 80L67 81V78L70 79L69 76L73 77L72 75L73 74L75 75ZM189 73H190V71L187 72L186 74L188 75ZM208 73H207V75H208ZM18 74H20L21 76H25V77L21 78V76H19V78H17ZM29 75L32 77H30ZM187 75L185 76V78L188 77ZM14 76L16 77V79ZM33 76H34V78H33ZM150 76H153V77H150ZM62 78H63V80H62ZM76 78H78V77H76ZM80 78H82V77H80ZM84 78L88 79V78H86V76H84ZM188 78L190 79V77H188ZM24 79L25 80L29 79V80L24 81ZM193 79L194 78H192V80ZM22 80L25 83L27 82L26 85ZM155 80H158V81H155ZM161 81H163V83L165 85L162 84ZM185 81H186V79H185ZM28 82H30L31 84H28ZM80 82L82 83V81H80ZM182 83H184V82H182ZM32 84H34L33 87H32ZM243 85H245V86H243ZM93 86L95 88L98 87L99 91H98V88L95 89ZM165 86H167L166 87L167 89L164 88ZM243 87H245V88L243 89ZM246 87H248V89L251 93L248 91V89ZM60 88H58V89H60ZM240 89L241 90L243 89V90L239 91ZM37 91H35V92H37ZM44 91H45V93L43 94L42 92H44ZM49 91H51V92H49ZM166 92H168V93H166ZM193 95L197 97V100H195V101L190 100L193 98L196 99ZM40 96L41 97L43 96V97L40 98ZM170 96H171V98H170ZM187 96H188V98H187ZM80 97H81V95H80ZM260 98H262V99H260ZM194 102H196V103H194ZM254 103H256V104H254ZM257 104L259 106H257ZM86 105H87V107H86ZM223 107L225 109H223ZM69 109L73 110V111L76 110L75 107H71V106L69 107ZM255 110H257V111H255ZM223 111H224V113H223ZM258 111H260V112H258ZM7 112L8 111H6V110L0 112V124L3 123L4 117H5ZM259 113H260V115H259ZM90 114L93 116H91ZM141 115H140L141 117L137 116L138 118L135 122L140 121V119L143 122H145V120H147V117L145 118V117H143V114H141ZM224 115H227V116L225 117ZM230 116H232V117H230ZM87 117H90V119L87 120L86 119ZM92 117H93V119H92ZM108 119H109V121H108ZM216 120L217 121L223 120L222 121L223 128L225 130L227 129L226 134L228 137H230V138H228V140L229 139L232 140L233 137H234L233 140L236 137L238 138V139H235V141H233V140H232V142L229 141L230 144L228 143L227 148L230 149L228 151V154L229 155L232 154L230 159L228 161H225V160L220 161V164L222 163V166L225 168V170L228 172L229 175L231 174V176L233 175L234 177L238 178V179H236L235 182L230 181V180H232V179H230L228 181V185L226 188H222V186H220V184H219V183H221V181L218 180L217 177L216 178L214 177V175H216V173L213 170L212 163L210 162V159H208V158L206 159V158L201 157L200 156L201 151L199 153L200 148L204 147V145H205L204 142H205L206 138L209 141L208 144L211 143V141L209 140L210 137L214 138L215 143L218 144V142H217L218 139H217V135H216V134H218V131L216 129H214V126L216 125V124H214V122H216ZM90 121H92V122H90ZM211 121H213V122H211ZM81 123L82 124L84 123V124L82 125ZM100 124L102 126L101 129L99 127ZM211 124H213V125H211ZM227 124H229V125H227ZM93 127H95V128H93ZM105 127H107V128H105ZM82 129H83V131H82ZM85 129H86V132H85ZM105 129H107V130H105ZM209 130H210V132L208 133ZM230 130H234L235 133H234V131H232L233 132L232 133ZM161 131H160V133H161ZM81 132H83V133L81 134ZM240 132H242V133H240ZM88 133H90L92 135V137ZM223 133L224 132H220L221 135ZM186 135H187V137H185ZM238 135H239V137H238ZM84 136H86V137H84ZM41 137H43L44 141L48 140V142L51 139L50 135L44 136L41 134ZM89 137L91 138V140ZM93 138H94V140H93ZM107 138H108V136L105 138V140ZM84 140L85 141L87 140L86 141L87 144L86 143L84 144V142H85ZM90 141H91V143H90ZM131 141H133V140H131ZM93 142H94V144H93ZM107 142H108L107 144L110 145L109 140H107ZM134 143L135 142H131V144H134ZM82 144L85 145V149H84ZM107 144L105 143V145H103L105 148L103 149V151H101V153L106 151L105 157L107 155L109 156V154H110V158L106 159V160H108L107 162H109V160L112 159V157H111L112 150L110 148H108V149L106 148V147H108ZM230 145H231V148L229 147ZM241 145H242V147H241ZM237 146L240 147V151L236 155L234 153L237 150L234 147H237ZM135 147L138 149V152H137V149L135 148L134 152H136V154H134V152H133V154H131L133 158L128 161L129 163L127 162L128 166H129V164L131 166L128 167L126 165L127 167L126 166L123 167L122 171L124 169L126 170L127 168L131 169V167L135 166V165H137V166L141 165L140 163H142V162H141L140 156L142 157L144 152L143 151L140 152V149L138 148V146L136 144H135ZM83 149L85 150V153L83 152ZM256 149H257V151H256ZM80 150L82 151L83 155L80 154ZM156 150H157V148L155 147L154 150H152V153L155 154L157 152ZM231 151H232V153L230 154ZM250 152L253 155H250L249 154ZM88 153H89V155H85ZM140 153L142 155H140ZM247 154H249V155H247ZM102 155L104 156V153H102ZM82 157H83V159H82ZM177 157H179V158H177L178 161H177L176 157H174L173 162L176 161L177 164H180V162H181V164H182V162L184 161L183 158H180L179 154L177 155ZM135 158L137 159V161ZM56 159L60 160V161L57 162ZM159 160H161V161H159L161 163H162V161H163V163H168V161L170 162V160H166V158H163L162 156H160ZM72 161L75 163L77 162L76 164L74 163L76 166H73ZM80 161H83L84 163L80 162ZM20 162H21V160H16V162L13 166L15 168H19ZM94 162H96V163L93 164ZM97 162H98V164H97ZM100 162H102L101 165H100ZM82 163L85 167L81 166ZM104 163L106 166L108 165L109 167L106 168ZM67 164H69L68 167H67ZM95 165H98V167L97 166L95 167ZM102 165L104 167H102ZM90 166H91V168H90ZM158 166H159L158 163H155V169H157ZM52 167H54V169ZM66 167H67V169H66ZM71 167L72 168L75 167L74 170H71ZM87 167H89L90 169ZM78 168H80L79 171H77ZM81 168L83 169L84 174L82 173ZM86 168H87V170H86ZM91 169H93V170L91 171ZM96 169H98L97 171L101 170V172L99 171V173H98L96 171ZM107 169H109V170H107ZM242 170H245L246 172L242 171ZM102 171L105 173H103ZM72 172H74V175ZM87 172L89 174H87ZM115 172L118 173L119 170L115 169ZM69 173L67 172V174H69ZM79 173H80V175H79ZM90 173H93L95 175L97 173L98 174L95 176L93 174L91 175ZM81 175L82 176L85 175V176H83V178H82V177H80ZM90 175L93 176V178H91ZM98 176L99 177L101 176V177L98 178ZM80 178H82L81 179L82 182L85 179H88V180H85L84 183H82V182H80L81 181ZM103 178H104V181H103ZM123 178H125L124 179L125 182L123 181ZM61 179H62V182H61ZM90 180H92V181H90ZM119 180H120V182H119ZM241 180L243 181L244 185L238 184V182L242 183ZM64 181H66V182H64ZM93 182H96L97 185H96V183H93ZM105 182H106V185H105ZM112 183H114V184H112ZM120 183H121V185H120ZM117 184H119V187H117ZM254 184H256V185H254ZM100 185L102 187L98 188V186L100 187ZM103 185H105V186H103ZM107 185H108V187H107ZM109 185H110V187L112 186L113 188L112 187L109 188ZM123 185H125V186H123ZM86 186H89L90 188L89 187L86 188ZM133 186L135 188H138L139 185L136 184V182H134ZM244 186H245V188H244ZM251 186L255 187V188L253 187L254 190ZM44 188H46V187H44ZM125 188H127V189H125ZM168 188L169 187H167L166 189H168ZM243 188H244V190H243ZM245 190H247V191H245ZM139 191H142V190H139ZM155 194H156V196H155ZM62 195H63V197H62ZM58 196H60V197H58ZM154 197H156V199ZM127 199L130 202L129 205L123 206V204L128 202ZM166 199L169 201L167 202ZM158 200H160L159 202H161V204H162V205L160 204L161 207L166 208L165 211L162 212V208H161L156 212L154 205L156 203H159ZM259 202H261L260 205H259ZM249 203H250V201H249ZM36 204H38V206ZM227 206H228V204H227ZM88 207L89 208L91 207L90 210H88L89 209ZM152 207H153V209H155V211L152 209ZM258 207H259V210H258ZM260 207H262L263 209ZM34 208H35V210H34ZM256 209H257V211H255ZM152 211H154V212H152ZM256 212L260 213V214H255ZM65 215H67L66 216L67 218L65 217ZM34 217H36L38 219H36ZM35 221L37 224L35 223ZM38 221H40V222H38ZM156 223H151L152 224L151 225L150 221L148 222V226L146 225L147 229L150 228V230H148V232L149 231L159 232V230H160L159 226H158V228H155V226L157 227V225L153 226V224H156ZM162 223H165L166 225L165 224L163 225ZM198 223L195 224L196 228L199 227V226L197 227ZM263 224H264V222H263ZM216 225H217V227H216ZM232 227H233V229H232ZM214 228H215V230H214ZM247 230L250 232L252 231V233H254L256 235V239L254 241V244L253 245L251 244L252 247H254L253 248L254 253L252 252V249H251L252 247L247 243L248 241L245 239L246 238L245 234L247 233ZM230 231L232 232L231 234H229ZM236 233L238 234V236ZM233 234L235 236H233ZM172 235H174L173 237L177 238L178 240L182 239V235L179 234L178 232H173ZM221 237H222V239H224L228 243L225 242L224 240H222ZM222 241H224V242L222 243ZM219 242H221V243L219 244ZM109 246L110 247L117 246V249H115V252H113V249L110 251L108 249ZM224 246L226 248L225 249L226 251L224 249H222V248H224ZM211 250H212V253H211ZM261 250L263 253H261ZM97 251H99L98 253L101 252V254L99 256H97L94 260H92V258H90V257H92L93 254L96 255ZM157 251H159V250H157ZM165 251H166V254H168L169 250H160L159 252L165 253ZM233 251H234V253H233ZM152 252H151V255H152ZM250 252L252 254H254V255H252L253 257L250 255L251 254ZM220 253H221V255H220ZM8 254H10V253H8ZM204 254H203V257H205L207 255V254H205V255ZM230 254H231V256H230ZM12 255H15V254H12ZM259 255H261V256H259ZM246 258H249V257H246ZM171 259L174 261L173 255H169V259L168 258L166 259L167 262L165 260L163 262L161 261V263H164V264H171V263L172 264H178L179 263V262L176 263V261L173 262V261H171ZM200 259L193 260V258H190V261H192V260H193V262L195 261L194 262L195 264H201V263L203 264V262H204L203 260L205 258L204 259L200 258ZM15 260H17V258ZM48 261H51V262L49 263ZM90 261H92V262H90ZM161 263H159V264H161Z\"/></svg>",
	"mask_w": 264,
	"mask_h": 264
},
{
	"label": "clouds",
	"instance_id": "3",
	"mask_svg": "<svg viewBox=\"0 0 264 264\" xmlns=\"http://www.w3.org/2000/svg\"><path fill=\"white\" fill-rule=\"evenodd\" d=\"M11 153L0 155V264H12L32 246L36 231L30 220L17 217L30 204L36 187L34 173L27 168H15Z\"/></svg>",
	"mask_w": 264,
	"mask_h": 264
}]
</instances>
